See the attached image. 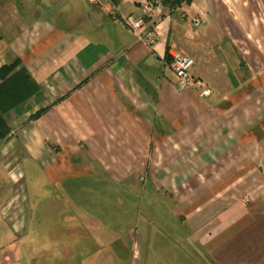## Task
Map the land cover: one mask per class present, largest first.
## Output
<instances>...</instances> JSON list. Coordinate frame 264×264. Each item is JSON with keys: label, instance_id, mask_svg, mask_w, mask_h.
Here are the masks:
<instances>
[{"label": "crops", "instance_id": "obj_1", "mask_svg": "<svg viewBox=\"0 0 264 264\" xmlns=\"http://www.w3.org/2000/svg\"><path fill=\"white\" fill-rule=\"evenodd\" d=\"M146 1L112 0L113 19L88 0H0V69L18 62L0 86L25 72L36 89L3 115L0 264H26L30 206L13 195L1 202L6 172L11 185L25 178L22 167L13 172L20 162L40 177L55 203L46 209L71 236L93 239L96 225L101 235L92 215L77 229L101 206L81 197L142 186L147 213L137 222L148 226V258L264 264V0H190L171 10L150 0L160 7L152 48L121 20L141 16ZM174 53L193 58L208 98L178 90ZM156 206L171 223L156 221ZM96 241L82 246V264L98 257Z\"/></svg>", "mask_w": 264, "mask_h": 264}, {"label": "rangeland", "instance_id": "obj_2", "mask_svg": "<svg viewBox=\"0 0 264 264\" xmlns=\"http://www.w3.org/2000/svg\"><path fill=\"white\" fill-rule=\"evenodd\" d=\"M25 178L15 185H11V181L5 174L3 177L4 195L2 196V203H6L12 195L17 197L19 201L25 199L26 204L30 206L29 218L31 226L28 227L31 239L29 236L25 238L26 244H22V251L26 253V264H82L80 255L83 253V245L96 246V240L100 238V253L98 257L85 258V264H131L133 254L136 258L132 259L134 264H163V261L155 257H147L146 236L144 234L146 225H142L145 221L137 222V219L145 212L141 207L142 201V186H139L138 191L128 193V190L118 189L115 194L104 195H88L85 196L81 202L87 204H95L96 206L92 212L85 211L83 226L77 228L79 231H84L89 221V216L102 223L101 235L98 233V225L91 226L90 230L94 235L89 237L86 233L82 235L71 236L73 228L67 232L69 228L61 226L62 216L58 212L47 210L46 207L52 203V200L45 195L46 188L40 185V177L31 175L32 171L28 170L25 162H20L13 169V172L22 170ZM3 159L0 157V174L4 172ZM95 190V189H92ZM97 191V190H95ZM98 192V191H97ZM12 193V194H11ZM150 202H157L156 195H149ZM60 206L68 205L61 203ZM143 204V203H142ZM147 208V207H146ZM156 221L171 223L170 218L164 217L165 211L156 210ZM1 219V216H0ZM109 223V224H108ZM151 227V226H149ZM87 229V228H86ZM151 230L157 234V227L152 226ZM168 231H174L171 226L166 227ZM67 233V234H66ZM153 235V236H160ZM91 240V241H85ZM29 242V244H28ZM136 250V251H134ZM83 255V254H82ZM182 264H192L191 260H178ZM173 264L174 259H171Z\"/></svg>", "mask_w": 264, "mask_h": 264}, {"label": "built area", "instance_id": "obj_3", "mask_svg": "<svg viewBox=\"0 0 264 264\" xmlns=\"http://www.w3.org/2000/svg\"><path fill=\"white\" fill-rule=\"evenodd\" d=\"M91 4L98 7L109 17L119 18L116 6L112 0H88ZM142 11L139 17H124L121 16L123 24L130 29L136 36V41L149 48L155 46L159 39L158 27L154 24L152 14L160 11V7L155 5L153 1H146L141 6ZM200 18L193 20L194 26H199ZM195 62L193 58L181 53L172 55L171 69L176 79L178 90L184 91L194 89L201 98H208L212 94V89L202 80L195 79L192 76V68Z\"/></svg>", "mask_w": 264, "mask_h": 264}, {"label": "trees", "instance_id": "obj_4", "mask_svg": "<svg viewBox=\"0 0 264 264\" xmlns=\"http://www.w3.org/2000/svg\"><path fill=\"white\" fill-rule=\"evenodd\" d=\"M168 9H174L181 4H189L190 0H162ZM18 62L0 69V78L5 81L7 76L17 67ZM30 78L25 72H18L10 76V79L0 86V139L7 136V124L3 115L12 107L22 102L25 97L31 95L36 89H32Z\"/></svg>", "mask_w": 264, "mask_h": 264}]
</instances>
